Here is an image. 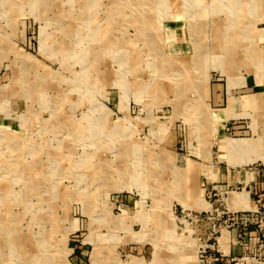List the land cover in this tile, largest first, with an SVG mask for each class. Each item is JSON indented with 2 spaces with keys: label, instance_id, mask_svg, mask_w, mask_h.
Listing matches in <instances>:
<instances>
[{
  "label": "rangeland",
  "instance_id": "374dc122",
  "mask_svg": "<svg viewBox=\"0 0 264 264\" xmlns=\"http://www.w3.org/2000/svg\"><path fill=\"white\" fill-rule=\"evenodd\" d=\"M263 157L264 0H0V264H264Z\"/></svg>",
  "mask_w": 264,
  "mask_h": 264
},
{
  "label": "bare ground",
  "instance_id": "6f19581e",
  "mask_svg": "<svg viewBox=\"0 0 264 264\" xmlns=\"http://www.w3.org/2000/svg\"><path fill=\"white\" fill-rule=\"evenodd\" d=\"M228 144H230L231 146H233L234 148H235V150H237V152H242L243 151V149H245V142H243V141H235V142H230V143H226L223 147H225L226 148V146L228 145ZM248 148L250 147L251 148V146H247ZM246 150H248V149H246ZM245 151V150H244ZM57 154L56 155H58V149H57ZM222 154V153H221ZM258 155V154H257ZM242 156V155H241ZM242 158V157H241ZM264 158V157H263ZM61 159V158H60ZM244 159V158H243ZM247 159V160H246ZM246 159H244V161H247L246 163H248V161H251V160H249V158H246ZM254 159V158H253ZM175 160V159H174ZM238 160V159H237ZM243 161V160H242ZM230 164H232L231 162H230ZM28 170V169H27ZM32 173V172H31ZM34 175L36 174V173H33ZM92 174V173H91ZM109 174V173H108ZM33 175V176H34ZM153 175V174H152ZM152 177V176H151ZM34 178V177H33ZM153 178V177H152ZM146 181V180H145ZM150 181H152V179L150 180ZM189 197V196H188ZM248 196H247V194H246V196H243V195H239V196H237V199H236V202H237V205L238 206H240L241 208H244V209H248V205H249V199L247 198ZM188 201V200H187ZM189 204H190V202H189ZM188 204V205H189ZM187 205V204H186ZM191 205V204H190ZM7 212V211H6ZM10 215V214H9ZM8 215V216H9ZM228 237V236H227ZM225 238V237H224ZM21 252V251H20Z\"/></svg>",
  "mask_w": 264,
  "mask_h": 264
}]
</instances>
